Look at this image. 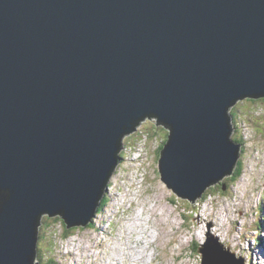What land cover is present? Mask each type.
Here are the masks:
<instances>
[{
	"label": "water",
	"instance_id": "95a60500",
	"mask_svg": "<svg viewBox=\"0 0 264 264\" xmlns=\"http://www.w3.org/2000/svg\"><path fill=\"white\" fill-rule=\"evenodd\" d=\"M246 99H264V0H0V264H35L45 216L89 226L147 118L195 203L232 175Z\"/></svg>",
	"mask_w": 264,
	"mask_h": 264
},
{
	"label": "rangeland",
	"instance_id": "374dc122",
	"mask_svg": "<svg viewBox=\"0 0 264 264\" xmlns=\"http://www.w3.org/2000/svg\"><path fill=\"white\" fill-rule=\"evenodd\" d=\"M231 111L238 118L232 138L243 142L240 167L248 170L247 175L244 170L240 179L242 187L240 181H234L230 175L216 184L218 189L213 194L209 189L206 197L201 196L195 204L179 197L163 182L159 172V152L168 131L147 119L135 128L137 132L122 139L123 150L118 157L122 156L123 161L109 182L106 196L110 203L99 213L96 227L77 231L75 228L66 239L69 233L60 217H43L35 264H49L56 255L57 260L61 258L59 264H203L202 255L194 250L224 241L238 256L247 257L246 264H264L259 260H264V246H255L264 244V209L259 210L257 223L252 214L257 199L263 195L260 192L264 185V135L255 137L254 143L249 144L243 137L245 134L251 139L253 135L264 133V100H241L228 114ZM236 169L235 166L232 172ZM139 178L144 181L142 189L137 186ZM245 178L249 182L255 180L253 185H257L250 187ZM224 184L231 188L225 190L224 187L220 192ZM139 213L144 225L147 223L144 244L138 242H143L140 235H131V225ZM225 219L223 224L221 220ZM252 224L255 231L251 233ZM152 231L155 235L150 233ZM155 237L158 240H154ZM49 243L54 247L51 253ZM141 257L143 259L139 260Z\"/></svg>",
	"mask_w": 264,
	"mask_h": 264
},
{
	"label": "clouds",
	"instance_id": "9594fccd",
	"mask_svg": "<svg viewBox=\"0 0 264 264\" xmlns=\"http://www.w3.org/2000/svg\"><path fill=\"white\" fill-rule=\"evenodd\" d=\"M246 100H251V99H246ZM262 100H264V99H262ZM239 102H240V101H239ZM230 109H231V108H230ZM232 110H233V109H232ZM229 111H230V110H229ZM232 113H233V111H232ZM229 115H230V117H231V119H232V128H233V130H234V131H233V133H234V132H235V122H234V120H235L236 118L234 117V120H233V117H232V115H231L230 112H229ZM147 119H149V118H147ZM147 119H145V120H147ZM145 120H144V121H145ZM151 120L156 121L157 119H155V118L152 119V118H151ZM142 122H143V121H142ZM142 122H141V123H142ZM233 122H234V125H233ZM141 123H140V124H141ZM157 125H158V120L156 121V126H157ZM139 126H140V125H139ZM161 126H162V125H161ZM163 126H164V125H163ZM157 127H160V126L158 125ZM164 127H165V126H164ZM136 128H137V127H136ZM166 130L168 131V134H167L168 139H166V140L163 142V145L161 146V149H160V152H159V165H160V160H161V158H162V151H163L165 145L167 144V142H168V140H169V136H168V135H170V131H169V129H166ZM233 133H232V134H233ZM232 134H231V137H232ZM263 135H264V133H263L261 136H255V135H253V137H263ZM263 138H264V137H263ZM239 139H240V138H239ZM231 141H232V140H231ZM232 142H236V144H237L238 146H240V150L242 151V153H244V152H243V146H242L241 143L239 144V142H237L236 139H234V141H232ZM252 145H254V144H252ZM250 146H251V145H250ZM250 146H249V147H250ZM254 146H255V148H256V145H254ZM263 146H264V144H263ZM263 146H262V147H263ZM140 155H141V153H140ZM239 155L241 156V152H239ZM120 156H121V153H120ZM141 156H142V155H141ZM119 158H120V157H119ZM140 159H141V158H140ZM239 159H240V157H239ZM239 159H238V161H237V164L235 165L236 167H238V166L240 167V166H241V165H240V164H241V160H239ZM120 160H121V162L123 161L122 156H121ZM121 162H120V163H121ZM119 165H120V164H119ZM119 165H118V166H119ZM118 166H117V167H118ZM244 170L246 171L245 175H247V173H248L247 168H246V169L244 168ZM244 170H242V174H243ZM115 172H116V170H115ZM159 172H160V168H159ZM160 174H161V172H160ZM233 174H234V173L232 172V175H233ZM242 174H241V175H242ZM113 175H116V173L113 174ZM245 175H244V177H245ZM161 177H162V175H161ZM244 177H243V178H244ZM111 178H112V177H111ZM224 178H225V177H224ZM224 178H223V179H224ZM223 179H222V180H223ZM110 180H111V179H110ZM244 180H247V179L245 178ZM220 181H221V180H220ZM220 181H219V183H220ZM239 181H240V183H241V187H242V186H243V185H242V180L239 179ZM239 181H236V182L239 183ZM254 181H255V180H252V181L249 182V181L247 180V182H248V184H249L250 187L257 185V184L253 185ZM109 182H110V181H109ZM163 182H164V181H163ZM164 183H165V182H164ZM165 184H166V183H165ZM216 184H218V183H216ZM216 184H214L215 187H214V185H212V186H210L209 188H207V189L205 190V192H207L209 189H211V194H213L214 191L218 189V188H217L218 186H217ZM166 185H167V184H166ZM167 186H168V185H167ZM108 187H109V184H108L107 188L105 189L104 197L102 198V201H103V199H104L105 196H106V193H107L106 190L108 189ZM224 187H226L225 190H227L228 188H231L229 185H226V186H225V184H224V185L222 186L221 190H222ZM241 187H240V188H241ZM240 188H238L237 190H239ZM171 190H173V189H171ZM237 190H235V191H237ZM173 191H174V190H173ZM205 192L203 193L202 198L205 197V194H206ZM220 192H223V190L220 191ZM242 193H243V192H242ZM261 193L264 195V191H261V192H260V195H261ZM108 194H109V193H108ZM176 194H177V193H176ZM232 195H233V194H231V197H232ZM263 195H261V197H262ZM107 198H108V197H107ZM202 198H201V199H202ZM108 199H109V198H108ZM201 199H200V200H201ZM187 200H189V199H187ZM196 200H198V198H197ZM102 201H100V203H99V207H100V204H101ZM126 201H127V200H124V202H126ZM190 202H191V201H190ZM213 202H214V201H213ZM108 203H109V202H108ZM191 203H192V204H195L193 201H192ZM108 205H109V204H108ZM108 205H107V206H108ZM117 205H118V204H117ZM107 206H106V207H107ZM263 206H264V205H263L262 202H261V204H260V206H259V209H258V212H259V210H260L261 208H264ZM99 207H98V208H99ZM106 207H105V208H106ZM105 208H104V209H105ZM206 208L208 209V207H206ZM257 208H258V207L255 206V207H254V210L257 211ZM104 209H103V210H104ZM204 209H205V208H204ZM209 209H211V208H209ZM97 210H98V209H97ZM98 215H99V213H98V211H97V214L95 215V217L99 218ZM142 215H143V214H142ZM224 217H225V216H222V219H224ZM262 218H263V224H264V214H263ZM42 219H43V218H42ZM61 219H62V218H61ZM94 221H95V219L92 220V223H90V224L92 225V228H88V226H87V227H75V228H78V230H81V229H84V228H85V229L88 228V229L92 230V229H94V227H96L95 224H94ZM61 222H64V220L62 219ZM90 224H89V225H90ZM184 224H185V222H184ZM184 224H182V225H184ZM64 226H66V229L69 230L68 227H67V224H66L65 222H64ZM182 227H184V226H182ZM75 228H73V229H75ZM249 231H254V230H252L251 227H249ZM259 231H260V229L258 230V232H259ZM70 236H71V235H70ZM67 238H68V237H67ZM211 242H212V241H210V243H211ZM248 243H250V242H248ZM38 244H39V239H38ZM49 244H50V243H49ZM50 245H51V246H50L49 250L52 252V249H53L54 247H53L52 244H50ZM217 246H220V243H219V245H212V244H211L210 247H209V248H210V251H209L208 253H205V252L203 251V248H201V250H200V248H198V251H199V253L202 255L203 260H204V255L210 253V255L208 256V259H207V263H208V264H217V257L215 256V251H219V250H217V248H216ZM228 246H229V245H228ZM255 246H264V244L262 243L261 245H255ZM249 247H250V246H249ZM245 248H247V247L245 246ZM38 251H39V248L37 247V257H38ZM222 251L226 252V251H227V248H224ZM202 252H203V253H202ZM46 256L50 259V256H49L48 254H46ZM213 256L216 258V260H215L213 263H211V258H212ZM247 256H248V255H247ZM37 257H36V258H37ZM55 257H56L55 260H54V261L50 260V263H49V264H59L58 261H60V263H62V262H61V258L58 257L59 260H57V255H56ZM239 257H240V261L238 262V264H246L247 257H246V256H245V257H244V256H239ZM203 263H204V262H203ZM37 264H40V262H37Z\"/></svg>",
	"mask_w": 264,
	"mask_h": 264
},
{
	"label": "bare ground",
	"instance_id": "6f19581e",
	"mask_svg": "<svg viewBox=\"0 0 264 264\" xmlns=\"http://www.w3.org/2000/svg\"><path fill=\"white\" fill-rule=\"evenodd\" d=\"M236 119H238V118H236ZM234 122H235V120H234ZM240 123H243L242 121L240 122ZM262 123H263V125H264V121H262ZM248 125H251V124H248ZM235 126H236V122H235ZM238 130V129H237ZM242 133V132H241ZM243 134V133H242ZM243 137H244V139H245V141L249 144V143H254V141H255V137H252L251 139H248L247 138V136L245 135V134H243ZM231 140L232 141H234V139L231 137ZM236 164H237V162H236ZM243 175V174H242ZM242 175L240 176V179H241V177H242ZM136 177H137V174L135 175V179H136ZM119 179V178H118ZM237 181H239V180H237ZM133 184V183H132ZM143 184H144V181H140V178L138 179V181H137V186H138V188H140V189H142V187H143ZM133 186V185H132ZM110 194V193H109ZM201 201V200H200ZM109 203H110V200H109ZM228 209H225V211L226 212H228L227 211ZM139 216H140V213L137 215V219L136 220H134L133 221V223H132V225H131V235L132 234H136V235H140L141 236V238H142V241L143 242H140L139 240H138V242L140 243V244H144L145 242H144V240L146 239L144 236V234L143 233H145V232H147L146 231V229H147V227L144 225V223L142 222V220L139 218ZM217 218V217H216ZM97 219V220H96ZM96 219H95V221H94V224H95V226L98 224V218L96 217ZM221 222L223 223V224H225V222H226V219L225 220H221ZM149 223V222H148ZM151 234H153V235H155V232L154 231H152V232H150ZM228 236H229V234H228ZM66 239H67V237H66ZM154 240H158L156 237L154 238ZM221 240V239H220ZM156 241H152V243H155ZM227 241H224V243H226ZM264 242V241H263ZM137 243V242H136ZM224 243H220V246H217L216 248H217V250H219V251H221V250H223L224 249V246L222 245V244H224ZM137 248V247H136ZM185 249V248H184ZM228 250L226 251V252H224V254L221 256V258H223V257H225V256H228L227 257V259H226V264H238V262L240 261V257L238 256V254L236 253V252H234L233 250H232V248L230 247V246H228V248H227ZM231 250V252H230V250ZM133 250V249H132ZM203 251L205 252V253H208L209 251H210V248L209 247H206L205 249H203ZM259 258V257H258ZM257 258V259H258ZM142 260L143 259V257H141V258H139V260ZM259 260H261L262 261V263H264V260L263 259H259ZM65 261V260H64ZM137 262V261H136ZM139 262V261H138ZM261 263V262H260ZM41 264V263H40ZM219 264H223V263H219Z\"/></svg>",
	"mask_w": 264,
	"mask_h": 264
},
{
	"label": "trees",
	"instance_id": "16d2710c",
	"mask_svg": "<svg viewBox=\"0 0 264 264\" xmlns=\"http://www.w3.org/2000/svg\"><path fill=\"white\" fill-rule=\"evenodd\" d=\"M231 115H232V117H233V120H234V115H233V113H232V111H231ZM157 121V120H156ZM159 123V122H158ZM233 125H234V122H233ZM162 127H164L163 125H162ZM164 129L166 130L167 128H165L164 127ZM169 136V135H168ZM167 139H168V137H167ZM237 142H239V141H237ZM242 144V146H243V142H239V144ZM241 174H242V169H241V167H237V169L235 170V172H234V174H233V180L234 181H237V180H239L240 179V176H241ZM218 188V187H217ZM206 195H207V193L205 194V197H206ZM109 202V199L107 198V196H105V198L103 199V201L101 202V204H100V207L98 208V213H101L102 211H103V209L109 204L108 203ZM66 227V226H65ZM88 228H92V225L90 224L89 226H88ZM87 228V229H88ZM78 230V228L77 229H75V231H77ZM82 230V229H81ZM73 232H74V229H71V230H67L66 231V233H69V235H67V236H65V237H69L71 234H73ZM193 245V244H192ZM196 249V248H195ZM196 253H197V251H198V249H196V250H194ZM48 252L49 253H51V251L48 249ZM41 263V262H40ZM41 264H43V263H41Z\"/></svg>",
	"mask_w": 264,
	"mask_h": 264
},
{
	"label": "flooded vegetation",
	"instance_id": "af4514ba",
	"mask_svg": "<svg viewBox=\"0 0 264 264\" xmlns=\"http://www.w3.org/2000/svg\"><path fill=\"white\" fill-rule=\"evenodd\" d=\"M223 246H224V248H228V246L227 245H225V243L224 244H222ZM228 250V249H227ZM230 250V249H229ZM230 252H231V250H230ZM235 252V251H234ZM232 253V252H231Z\"/></svg>",
	"mask_w": 264,
	"mask_h": 264
}]
</instances>
